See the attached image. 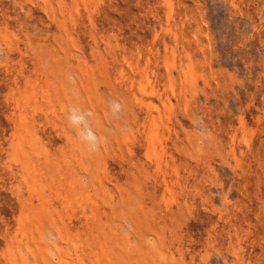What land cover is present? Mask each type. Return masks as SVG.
I'll list each match as a JSON object with an SVG mask.
<instances>
[{
  "label": "rangeland",
  "instance_id": "374dc122",
  "mask_svg": "<svg viewBox=\"0 0 264 264\" xmlns=\"http://www.w3.org/2000/svg\"><path fill=\"white\" fill-rule=\"evenodd\" d=\"M0 264H264V0H0Z\"/></svg>",
  "mask_w": 264,
  "mask_h": 264
}]
</instances>
